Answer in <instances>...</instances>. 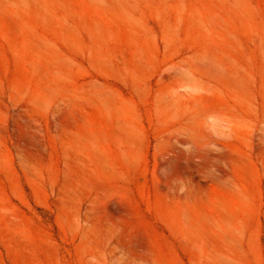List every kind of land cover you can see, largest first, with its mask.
I'll return each mask as SVG.
<instances>
[{"label":"rangeland","instance_id":"rangeland-1","mask_svg":"<svg viewBox=\"0 0 264 264\" xmlns=\"http://www.w3.org/2000/svg\"><path fill=\"white\" fill-rule=\"evenodd\" d=\"M0 264H264V0H0Z\"/></svg>","mask_w":264,"mask_h":264}]
</instances>
